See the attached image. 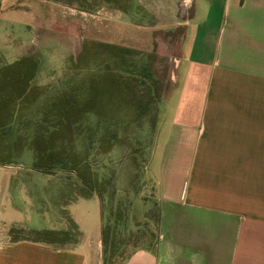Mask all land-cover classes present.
Masks as SVG:
<instances>
[{
    "label": "crops",
    "instance_id": "1",
    "mask_svg": "<svg viewBox=\"0 0 264 264\" xmlns=\"http://www.w3.org/2000/svg\"><path fill=\"white\" fill-rule=\"evenodd\" d=\"M138 1L180 40L148 164L157 241L123 264H264V0H177L163 15ZM8 5L0 0L7 64L35 39ZM72 176L0 165V264H103L99 198H70ZM12 227L70 236L12 242Z\"/></svg>",
    "mask_w": 264,
    "mask_h": 264
},
{
    "label": "trees",
    "instance_id": "2",
    "mask_svg": "<svg viewBox=\"0 0 264 264\" xmlns=\"http://www.w3.org/2000/svg\"><path fill=\"white\" fill-rule=\"evenodd\" d=\"M44 1L76 5L83 11L102 4L125 14L136 26L152 22L138 0ZM136 55L114 44L84 42L75 59L68 60V80L54 91L32 84L38 72L33 55L0 63V165L73 175L67 178L73 190L70 198L96 195L103 264H113L118 251L110 223L116 179L120 171H132L128 180L132 186L140 169L149 164L162 105L152 71L147 66L137 70ZM116 149L120 150L117 162L102 160ZM68 234L21 227L9 230L12 242L63 243Z\"/></svg>",
    "mask_w": 264,
    "mask_h": 264
},
{
    "label": "rangeland",
    "instance_id": "3",
    "mask_svg": "<svg viewBox=\"0 0 264 264\" xmlns=\"http://www.w3.org/2000/svg\"><path fill=\"white\" fill-rule=\"evenodd\" d=\"M6 7L13 13L15 21L24 23L33 30L35 39L26 42L24 53H31L38 63L36 85L61 88L68 80V60L75 59L84 42L114 44L138 52L134 56L136 69L147 66L157 83L161 102L170 89V77L178 57V31L162 29L155 20L145 26H136L105 5L91 11H83L76 5L44 0H7ZM150 4L155 1L161 15L176 5L177 0H142ZM179 15H182L179 12ZM10 43H14L11 41ZM17 44V43H16ZM14 48V47H13ZM21 47L16 46L15 49ZM17 51V50H16ZM1 64H7L5 60ZM147 83H151L147 80ZM120 150L101 157L105 162H117ZM64 175L66 173H57ZM130 177H129V175ZM120 171L116 179V193L111 216V233L118 245L112 257L113 264H121L132 253L155 248L159 223V207L155 184L144 165L130 186L128 180L133 173ZM70 189V188H68ZM136 189L137 192H133Z\"/></svg>",
    "mask_w": 264,
    "mask_h": 264
}]
</instances>
